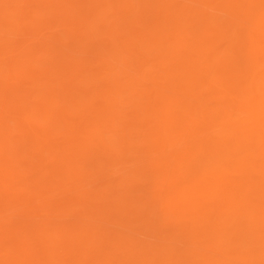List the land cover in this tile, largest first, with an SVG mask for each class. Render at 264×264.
I'll list each match as a JSON object with an SVG mask.
<instances>
[{
    "label": "bare ground",
    "instance_id": "1",
    "mask_svg": "<svg viewBox=\"0 0 264 264\" xmlns=\"http://www.w3.org/2000/svg\"><path fill=\"white\" fill-rule=\"evenodd\" d=\"M80 1L83 4L84 0ZM186 1L190 2L92 0L83 7L79 2L77 12L68 15L72 9L69 6L76 4L75 0H68L65 5H72L63 13L66 18L63 21L68 24L61 31L70 33L73 40L67 35L72 41L67 44V36L63 34L46 39L45 36L44 50L47 47L46 53L50 52L53 48L48 47L57 43L58 49L63 46L72 51L85 49L93 59L88 65L82 64L86 57L76 59L63 48L57 50L53 59L59 61L64 54L65 62L56 63L57 59L54 62L51 59L53 65H58L59 72L52 73L50 80L57 81L31 100L32 107L22 106L16 122L18 130L28 129L33 136L27 139L30 144L25 149L33 156L25 162L32 171L43 165L34 177L43 181L55 175L62 181L74 176L82 181L96 180L107 178L113 169L118 173L122 171L119 185L126 182V190L122 189L121 195L113 190L115 180H105L100 183L102 188L88 192L83 190V184L74 185L76 193L67 195L68 199H80L82 194H93L94 199L88 201L85 209L87 212L77 216L81 221L79 228L91 222L85 223L83 219L92 217L106 223L103 237L121 242L119 252L112 249L105 255L98 251L99 257L110 264H264V230L256 228L264 226V210L258 204L253 207L249 197L256 189L254 171L264 177V162L256 164V158L264 156V80L258 79L261 74L264 77L259 70L264 64L259 65L261 59L264 62V45L260 42L264 37L261 24L264 0ZM118 4L125 6L126 14L116 13ZM158 8L163 9L162 15H154ZM75 22L80 26L73 32L71 25ZM5 26L9 28V22ZM124 26H127L125 35L123 30L120 32ZM11 27L14 29L15 24ZM107 35L111 39L105 44ZM152 52H156L155 61L152 60L156 69L148 66ZM76 55L81 57L80 53ZM258 59L260 61H256ZM104 60L110 61L115 71L112 80L99 83ZM214 70L219 90L206 91L205 86L215 80ZM8 72L10 76L18 75L19 71L12 64ZM146 77L150 78L149 86L141 82ZM57 91L60 97L55 94ZM12 98V101L18 99ZM59 106L65 114H55ZM77 108L76 116L74 109ZM239 109L246 119L255 118L256 122L242 127L239 122L231 121L229 134L215 135L217 144L209 148L208 142L213 138L206 136L213 122L208 120L209 115L217 121L219 118L229 121ZM20 121H25L26 126L21 127ZM62 127L73 134L88 129L81 140L74 139L59 152L58 157L65 156L58 167L45 169L46 154L58 152L49 141ZM103 128L107 139L102 137ZM38 131L46 132V137ZM15 138L16 143L20 138L17 135ZM165 141L174 148L173 153H166ZM14 152L0 159V180L21 176L10 162L14 163L15 157L23 154L19 151L14 156ZM129 162L131 165H126ZM238 167L248 178L241 202H235L231 196V189L235 187L217 189V179L222 172ZM248 168L253 172H247ZM194 178H198L202 188L192 185ZM132 185L136 187L129 193L127 188ZM155 185L165 187L153 191ZM11 189L13 196L6 200L0 194V209L9 204L31 206L33 197L28 196L29 192ZM255 194L259 196L257 191ZM132 199L141 205L147 204L151 208L148 215L137 214L131 205ZM166 199L170 203L168 207ZM124 218L128 223L125 227ZM35 222H30L33 231H41L43 227L38 220ZM24 228L23 234L26 233ZM240 243L243 246L240 247Z\"/></svg>",
    "mask_w": 264,
    "mask_h": 264
},
{
    "label": "rangeland",
    "instance_id": "2",
    "mask_svg": "<svg viewBox=\"0 0 264 264\" xmlns=\"http://www.w3.org/2000/svg\"><path fill=\"white\" fill-rule=\"evenodd\" d=\"M51 1L53 2L54 5H52ZM67 1L68 0H54V1L53 0H0V32H1L0 33V159L2 158L4 159L5 157L12 156L13 151H15L16 153H19V151L21 153L22 151L21 154L24 155L23 156L18 154V156H16L14 152L15 154L14 156H16L15 159L17 161L14 162L12 160V162L14 163L10 162V164L11 167L16 166V168H18V173L21 176H16L14 178H3V180H0V194H3V197H5L4 200H6L10 196H13L11 189L13 188L16 189L17 191L29 192L28 196L30 198L33 197L30 199L31 201L30 207L29 206L20 207L19 205L9 204L6 207L0 209V264H13V263L35 264L36 262H40V264H110L106 261H103V257H99L98 251H101L105 255L108 252H112V249L116 250V252L120 251L121 242L116 241V239L113 240L109 237H103V232L107 231L106 223L96 221L92 217L90 220L83 219L85 223H87V221H91V222H89L88 224H84L83 229L79 228V226H81V221L79 218H77V216L78 214H85L87 212L85 209L88 207L87 205L88 201L94 199L93 194L92 193H89L88 195L82 194V198L80 199H76V198L68 199L67 195L75 194L76 191H73V188L75 187L74 185L78 186L79 184H83L82 188H84L83 190L87 189L86 192L90 190L94 191V189L96 191L102 188L100 183H102L105 180L107 181L115 180L113 183V190L115 189L116 194H120L122 192L121 190L124 189V185H126V182L123 184L120 183L121 186L119 185V180L121 179L119 178V176L122 174V171L118 173L117 169H113L114 172L110 176H107V178L106 177L96 178V180L86 178L84 181H82L81 178H79L78 176L77 177L74 176L73 178H66V179L62 178L65 179V181H62V180H58L60 178H56L55 174H53L55 175V178H48L46 181H43L41 178H34L35 172L38 170V168H42L43 165L36 167L38 163L36 164L34 163V165H36L35 166L36 169L34 171H32L33 169L27 166L25 161L28 160V158L33 155H31L32 154L31 152H28L29 149L27 151L25 149H27V146L30 144L27 143L30 142L27 141V139L33 136L31 135V131H29L28 129H26L25 132H21L20 130H18V128L20 127L16 123L17 119L20 118L19 113L21 111V107L24 106L25 104L29 105V107H32V105H30L31 100H33L38 94L45 93L47 89L46 87L53 85L57 81V80L55 81L50 80V77L52 73L58 74L59 72L56 69L58 66L56 63L66 60L63 54V56H60L59 61L56 58L57 61L55 65H53L51 59L52 61L56 60L53 59V57L54 56L56 57L57 50H60L62 48L66 50L67 48H65L66 46L64 47L62 45L63 47L62 48L60 47V49H58V45H56L57 43H53L51 46L48 45L49 46L48 48L49 50H51L50 48H53L51 51L54 52L52 53L51 51L50 52L47 51L48 53H46L45 50L47 47L44 50V43L47 41L45 39L48 36L50 37L53 35L54 37L56 35L59 36L69 35L71 37V39L69 40H73V37L72 35H70V33L65 34V32L63 33L61 31L64 28H66L67 27L66 24H68L67 23L68 21L67 22L63 21V19H66L65 16H63V13L66 10V8H68L69 4H71L68 3V6H66ZM91 1L92 0H88V2H86V0H84L83 4H81L82 1L79 0L77 1L78 2L77 3L75 0L76 4L73 3L74 5L71 4L72 6H69L70 8L72 7V9L74 8L75 9L73 11L72 9L71 10L69 9L68 15H71L73 12H77L76 5L79 4V2H80V6L83 7L84 4L85 5L90 4ZM189 1L190 2L188 1L186 2L188 3L192 2V0ZM50 5H52V7ZM116 8H117L116 9L117 14L122 12L126 14L127 12V9L123 4H118ZM163 13L164 12L162 8L155 9L154 11V15L156 14L162 15ZM56 14L57 17H55ZM50 17L53 20H51ZM222 17L223 15L220 18L222 19ZM36 18L38 20H36ZM37 21H39V23ZM6 22H9L10 24L9 28L5 26ZM12 23L15 24L14 29H12L11 27ZM261 24L262 26H264V21H262ZM44 25H46L47 28ZM79 26L80 25L78 24V22L72 24L71 25L72 31L74 32L75 30H77ZM126 28L127 26L126 27L124 26L123 28L120 29L121 33L124 31L123 32L124 35L126 32ZM1 30H3L4 34L2 33ZM262 30H264V27H262ZM27 32L29 35H27ZM65 36L63 37V41L65 39ZM40 37L42 38L45 37V39L43 38L44 40L40 41L41 40ZM70 37L67 36L65 39L67 44H70L72 42L67 39ZM106 37H107L105 39L106 41L104 40L105 44L109 43L111 39L110 35H107ZM254 37L256 38L257 36ZM38 42L39 43L41 42V45H39ZM260 42L261 45H264V37L260 39ZM23 48L27 50H24ZM84 50L81 49L80 51H76V50L72 51L71 49L69 50L67 49V51L73 57L75 56L76 59L81 58L79 60H83L82 58L85 57L86 59L88 58L87 60L89 61H87L86 59L85 62L82 61V64L88 65V63L92 61L93 55L84 52ZM26 51H28L27 54ZM60 52L58 54H60ZM77 53H80L81 57L77 56L76 55ZM22 54L24 55L22 56ZM82 54L84 55V57H82ZM155 56H156V52H152V55L149 56L151 63H149L148 66L153 65L152 60L155 61L154 59ZM70 58L67 57V59ZM35 61H37V63ZM256 61H260V60L258 59ZM261 61L259 65L264 63ZM30 62L31 64H29ZM12 64L14 65V69L15 67L18 68L19 72H16V74L18 75L8 76L9 73L8 70L11 68ZM52 66H54L52 70L53 72L51 71ZM31 67H33V69ZM113 67L114 66L110 61L104 60L103 63L101 62V66L99 70L100 74L98 77L99 83H104L107 82L108 80L113 79V73L115 71V68ZM259 68L258 69L262 71V73H264V64H262L261 67L259 66ZM117 69L118 67L116 64V70ZM153 69L156 68L153 67ZM213 74L215 75V80L211 82L209 81L210 83L207 84V86H205L206 91L219 90L218 84L216 82L217 79L216 70L213 71ZM20 75H24L25 77L22 79ZM258 79L259 81L260 79L264 80L262 74L258 76ZM141 82L144 85H148V86L151 85L149 77L143 78ZM56 86H58L57 83ZM55 94L59 95V97L61 96L60 91H57V93ZM14 95L16 96L14 97ZM216 96H218V94L215 95V97ZM12 97L18 99L16 101H12L11 100ZM214 102H217V100H215ZM216 105L219 106L220 104L217 102ZM59 107L60 109L59 108L55 109V114H65L66 112L61 109V106ZM74 110H76V112ZM74 110L73 111L77 116L78 108ZM79 120H77V122ZM208 120L210 122L213 121L212 124L210 123L212 129L207 133L208 135H206L209 137L211 136L213 137L212 140L208 142L209 148H213L217 144L218 137H216L215 135L223 136L229 134V132L231 131V129L229 128L230 126L229 123L231 121L239 122V124H242V127L256 122L255 118L246 119L245 113L243 112L242 109L241 110L239 109L237 113H234L229 121L221 120L220 118L217 121L215 120V118H213V116L210 115L208 117ZM37 122L40 123L39 120H37ZM20 123H21L20 125L21 127H23V125L26 126L25 121H20ZM217 123H219L220 125H218ZM39 126L43 127V124ZM87 129L88 128L86 129L83 128L82 129L83 131H78L73 134L70 133L66 128L62 127V129L59 130L56 134H54L51 137V139L49 138L50 139L49 143L55 145L56 150L58 152L57 153L54 152L56 153L55 155H52V153H48V154L45 153L47 156L44 157L45 160L43 163L47 166L45 167V169L47 168L51 169L50 168L51 166L58 167L59 164L62 162V157L65 156V155H61L58 157L59 152H61L62 149L66 148L69 145V143H72L74 139L78 141L81 140L83 135L87 133ZM219 130L221 132H219ZM105 131H106L105 128H103L102 137L104 139H107L108 135ZM38 133L46 137L44 135L46 132L38 131ZM16 135L20 139L15 143L14 141L16 140L15 138ZM167 142L168 141H165L164 144H166ZM118 146L119 144H116V147ZM16 148H18V151H16ZM25 151L26 153H24ZM173 152H174V148L166 144V153H173ZM219 156L220 155L217 154L216 157L218 158ZM33 160L35 162V159ZM256 161H257L256 164L261 165V163L264 162V156L257 157ZM131 163L132 162L126 163V165H131ZM24 168L26 169V171ZM247 172H253V171L250 168H248ZM253 174H254L253 176L255 177L254 178V186L256 187L255 193L257 191V193H259L257 195L259 196H256L255 193L253 196H249L251 199V204L253 207H256L255 204H258L259 208L264 210V203L262 204L259 203V202H264V177L258 176V174L255 171ZM247 179L248 178L242 169H240L239 167L235 169L231 168L229 170L223 171L221 174V178L217 179L218 180L217 189L219 191H224L227 186L228 188L235 187V189H231V196L234 197L233 200H235V202H239V201L241 202V196H243L245 190L247 189V182H246ZM63 182L64 185H62ZM136 183L140 184V181ZM193 184L197 186V188L198 187L202 188L201 182H198V178H194L192 185ZM2 185H4V187ZM69 186H73V187L71 188ZM135 187L136 185H132L129 188H127L129 193L131 188L133 190L135 189ZM164 187L165 186L160 187V185H155L153 186L152 189L153 191H157L160 190V188L164 189ZM69 188L72 190H70ZM133 198H135V196H133ZM135 199H132L131 205H133L136 213L148 215L146 213L149 212L151 208L147 204H143V203L142 205L139 204V202ZM165 202L167 203V207H168L170 204L168 199H166ZM217 202L218 203L220 202L219 198L217 199ZM138 205L139 207H137ZM35 213L36 215H34ZM32 214L34 216L31 217ZM126 217L127 215H125V218ZM125 218H124L125 224L123 225V227L128 226V223H126L127 220ZM37 220L39 226L43 227V229L39 232L37 230L33 231V227L30 224V222H34L36 224L35 221ZM130 225L131 224H129V226ZM23 226H25L24 228L26 232L25 234L22 233ZM226 227H228V225ZM256 228L259 230H264V226L261 225H257ZM116 231H117V227H116ZM239 245L240 247L243 246L242 243H240Z\"/></svg>",
    "mask_w": 264,
    "mask_h": 264
}]
</instances>
